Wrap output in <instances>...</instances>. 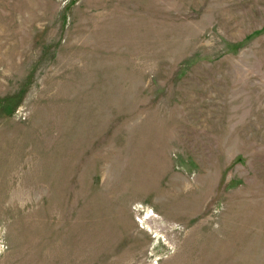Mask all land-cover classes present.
Returning <instances> with one entry per match:
<instances>
[{"label":"rangeland","instance_id":"374dc122","mask_svg":"<svg viewBox=\"0 0 264 264\" xmlns=\"http://www.w3.org/2000/svg\"><path fill=\"white\" fill-rule=\"evenodd\" d=\"M0 264H264V0H0Z\"/></svg>","mask_w":264,"mask_h":264}]
</instances>
